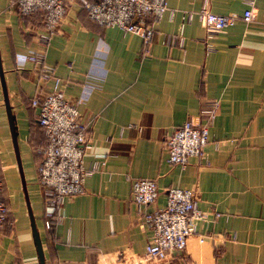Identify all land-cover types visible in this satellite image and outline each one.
<instances>
[{"label":"crops","instance_id":"0c3cea01","mask_svg":"<svg viewBox=\"0 0 264 264\" xmlns=\"http://www.w3.org/2000/svg\"><path fill=\"white\" fill-rule=\"evenodd\" d=\"M10 1L0 0V64L32 212L53 217L45 228L46 264H264V0H252L251 21L209 34L202 8L240 15L248 0H165L145 51L140 35L101 25L76 4L44 44L40 16L20 15ZM34 54L61 78L64 96L89 124L84 166L105 158L85 175L84 192L64 198L56 213L35 168L44 138L31 98L47 93L50 81L39 78ZM210 105L215 116L202 154L184 165L170 162L166 136L186 119L206 122ZM0 176L9 208L0 264H38L28 248L31 227L1 81ZM133 176L157 182L144 211L164 206L166 190L177 186L194 189L206 214L164 262L146 257L152 231L131 199Z\"/></svg>","mask_w":264,"mask_h":264},{"label":"built area","instance_id":"2783aa9c","mask_svg":"<svg viewBox=\"0 0 264 264\" xmlns=\"http://www.w3.org/2000/svg\"><path fill=\"white\" fill-rule=\"evenodd\" d=\"M239 15L220 14L206 8L201 9L202 24L209 34L233 25L238 19L249 22L253 19V1ZM85 9L88 15L101 25H117L133 31L142 37L143 50L149 46L154 24L161 17L165 0H11L20 15L40 12L44 34L40 41L46 43L56 32L62 17L73 5ZM39 67V78L50 81L47 93L37 92L31 98V105L37 108L36 119L42 126L43 143L36 149L39 153L35 161L37 180L43 188V195L51 211L59 210L64 198L84 192L85 175L100 168L105 158H95L89 166H84L83 156L90 147L89 124L79 119L77 103L64 96L61 78L43 67L42 54L30 56ZM211 106V105H210ZM207 121L194 123L184 120L166 136L168 160L184 165L189 156L201 155L207 141L209 125L215 116L214 105L205 110ZM0 180V225L5 221L9 208L1 195ZM158 194L157 182L152 177L133 176L130 179V195L137 205L142 220L151 228L145 253L148 259L166 261L170 253L180 252L187 237L194 234L196 223L204 220L206 214L198 206L196 191L192 188L169 187L166 190L165 205L152 211L143 207L154 202ZM45 221L48 226L53 217ZM233 236V234L231 235ZM199 241L204 236L198 235ZM122 264H129L122 261ZM171 264V263H170Z\"/></svg>","mask_w":264,"mask_h":264},{"label":"water","instance_id":"95a60500","mask_svg":"<svg viewBox=\"0 0 264 264\" xmlns=\"http://www.w3.org/2000/svg\"><path fill=\"white\" fill-rule=\"evenodd\" d=\"M0 81H1V86H2L3 102H4V106L6 110L7 121H8L9 129H10V134H11V138L13 141V147L15 150L16 158H17L18 168H19V172L21 175V181L24 187V193L26 197L27 212H28L30 227H31V235H30V241L28 243V248L31 251H33L34 257L36 261L38 262V264H46V257L44 253V240H45V227H46L45 221L42 218H37L33 214L27 194H26L25 180L23 176V170L21 166L19 150H18V145H17L15 124H14L13 115L11 112V106L9 103L6 85H5L4 78H3L1 64H0Z\"/></svg>","mask_w":264,"mask_h":264},{"label":"trees","instance_id":"16d2710c","mask_svg":"<svg viewBox=\"0 0 264 264\" xmlns=\"http://www.w3.org/2000/svg\"><path fill=\"white\" fill-rule=\"evenodd\" d=\"M34 14H38L39 16H40V19H41V15H40V12H38V11H36V12H33V13H31V14H29V15H34ZM23 16H26V15H23ZM28 16V15H27ZM41 21V20H40ZM36 121H37V119H36ZM37 123H38V121H37ZM39 124V123H38ZM40 125V124H39ZM0 180H2L1 179V176H0ZM2 195V194H1ZM2 198H3V196H2ZM7 218V217H6ZM44 221H49L50 219L48 218V217H46V216H44ZM6 220V219H5ZM50 222V221H49ZM51 227H52V223H50L48 226H46L45 228H46V230L47 231H50L51 230Z\"/></svg>","mask_w":264,"mask_h":264}]
</instances>
